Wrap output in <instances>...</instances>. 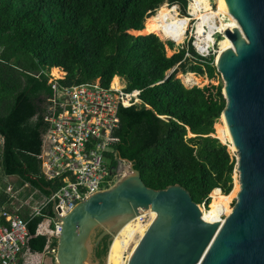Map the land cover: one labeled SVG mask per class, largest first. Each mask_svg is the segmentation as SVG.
Masks as SVG:
<instances>
[{
  "label": "trees",
  "instance_id": "obj_1",
  "mask_svg": "<svg viewBox=\"0 0 264 264\" xmlns=\"http://www.w3.org/2000/svg\"><path fill=\"white\" fill-rule=\"evenodd\" d=\"M165 3L179 5L186 14L187 0H0L4 176L18 177L20 187L29 185V191L46 198L47 189L56 191L62 185L58 179L44 178L38 158L49 127L44 116L53 94L50 70L66 74L57 82L61 89L96 79L108 87L120 77L126 91H140L142 103L118 112L111 167L115 169L119 159L131 161L146 187L162 191L181 186L194 203L209 204L203 211L206 220H221L218 204H210V199H220L226 207L239 187L233 188L235 157L211 136L226 104L223 85L187 88L176 78L177 73H191L212 80L219 73L214 58L191 62L178 47L167 54L166 48L173 49L174 43L160 40L153 24L145 22ZM189 48L195 53L190 43ZM169 71L173 72L168 76ZM116 82L114 78L113 85ZM5 188L0 191V207L9 198ZM22 217L31 236L29 250L44 252L47 236L37 235L43 217L31 218L28 211ZM106 239L102 249L95 248L100 260L108 253Z\"/></svg>",
  "mask_w": 264,
  "mask_h": 264
},
{
  "label": "water",
  "instance_id": "obj_2",
  "mask_svg": "<svg viewBox=\"0 0 264 264\" xmlns=\"http://www.w3.org/2000/svg\"><path fill=\"white\" fill-rule=\"evenodd\" d=\"M224 3L239 24L222 30L233 46L222 40L215 61L239 185L231 212L223 221L207 222L188 191L178 185L151 190L133 162L119 159L124 173L112 186L63 217L52 202L51 213L62 222L54 263L102 264L95 248L107 237V264L114 238L149 209L155 217L134 241L127 264H264V0Z\"/></svg>",
  "mask_w": 264,
  "mask_h": 264
},
{
  "label": "built area",
  "instance_id": "obj_3",
  "mask_svg": "<svg viewBox=\"0 0 264 264\" xmlns=\"http://www.w3.org/2000/svg\"><path fill=\"white\" fill-rule=\"evenodd\" d=\"M187 1L186 14L179 11L181 10L179 5H172L171 8L176 9L180 17L189 19L184 39L179 44L166 40L184 49V58L191 62L203 63L214 58L215 64L220 52V39L217 35L222 36V32L213 33V42L203 36L208 33L207 26L206 30L199 34L197 24L200 20L195 19L192 9L195 0ZM165 6L168 7L169 4ZM173 27L175 26L168 24V28ZM189 43L195 53L190 50ZM60 80L52 78L48 81L53 94L48 115L44 119L49 127L44 134L38 158L44 178L47 181L58 179L62 185L56 191H52L45 201L32 208L31 212V218L42 216L43 221L48 222L46 235L49 242L44 253L50 255L52 259L56 257L57 238L62 232V222L52 214L44 215L43 211L54 201L56 202L54 211L59 217H63L79 202L115 183L121 176L120 165L113 169L107 155L111 154V147L117 142L113 133L119 125L118 112L120 109L142 103L139 90L126 91L124 85H113L112 81L108 87H103L100 80L96 79L61 89L57 83ZM188 85L187 88L196 86ZM11 191L10 188L8 192ZM231 204L232 202L230 207ZM24 205L26 203L20 207ZM198 206L202 213L207 207L204 203ZM19 212V208L14 210L8 207L0 208V264H20V258L28 248L31 237L28 222ZM152 214L155 213L149 209L143 210L133 221L144 225L145 230L155 217ZM221 218L224 219L225 216Z\"/></svg>",
  "mask_w": 264,
  "mask_h": 264
},
{
  "label": "bare ground",
  "instance_id": "obj_4",
  "mask_svg": "<svg viewBox=\"0 0 264 264\" xmlns=\"http://www.w3.org/2000/svg\"><path fill=\"white\" fill-rule=\"evenodd\" d=\"M218 1H219L220 9L216 11L212 9L208 0H195V3L192 6L194 9L193 14L195 16V19L200 20L199 23L197 24L198 33L202 34L208 27V33L203 34V36H205V38H207L208 40L212 42L214 41L213 33L218 32V31L222 32L223 29H226L231 26L232 27L239 26L236 20L229 14L227 7L224 3V0H218ZM202 9H204V11ZM221 15L226 18H229L230 22L229 21H228L229 23L225 22L223 18L221 17ZM153 19H154L153 22L156 23L154 29L157 32V36H162V38L169 39L176 44H179L182 41V39H184V33L189 23V19L187 17H180L176 9L171 10L170 7L163 6L162 8H159L157 10ZM168 24L174 25L175 27L168 28ZM224 39H227L230 42L231 46H233L231 40L224 33H222L219 43ZM219 51H220V47H219ZM53 77H57V76L53 75ZM180 78L182 77L180 76ZM184 80H185V83L190 84V85L198 84V80L193 74L185 75ZM221 123L224 125L225 131L227 134L226 137L228 138V141L231 144L230 136L228 134V129H227V126H226V123L223 117H221ZM238 191H239V187H238ZM202 216H203V219L206 220L204 218L203 213H202ZM206 221L210 222L208 220ZM217 221H222V219L217 220ZM217 221H214V222H217ZM143 231H144V226L139 228L138 224H136V221H132L126 224L123 227V229H121L119 234L114 238L111 244V247L109 250V253L110 252L111 253L108 255V264H121L123 261L124 253L126 252V249H127V242H128L129 235L133 232L136 233L135 239H133L135 241L136 238ZM134 241L132 242V245ZM132 245L129 248V253L132 248ZM128 259H129V255H128Z\"/></svg>",
  "mask_w": 264,
  "mask_h": 264
},
{
  "label": "crops",
  "instance_id": "obj_5",
  "mask_svg": "<svg viewBox=\"0 0 264 264\" xmlns=\"http://www.w3.org/2000/svg\"><path fill=\"white\" fill-rule=\"evenodd\" d=\"M167 49H169V48L167 47ZM63 75H64V77L66 76L65 73H63ZM64 77H63V79H64ZM114 78L117 79L116 84H118L119 81L124 83V80L122 78H120V77H114ZM205 78H206V76H205ZM122 85H124V84H122ZM50 98L47 99L48 107H49V103H50ZM48 107H47V113H46V115L44 117H46L48 115ZM46 131H47V129L45 130V133H46ZM44 134L42 135L41 148H42V145H43ZM113 136H114V133H113ZM3 147H4V137L0 134V164H1V161H2V149H3ZM107 158L111 161V159L109 157V154L107 155ZM118 164H119V161H118ZM5 187H7V189ZM4 188L6 189V191L4 190V192L9 195V198H8V201L6 202V204L1 206L0 208L8 207L10 210H14L16 208H19V210H20L19 213H20L21 216H23L24 214L26 215V212L28 211V216L31 217L32 208H34L38 204L36 202V200L40 199V201H39V203H40V202L45 201V199H47L49 197V196L47 198L46 197H41V196L37 195L38 193L29 191L28 190L29 189V185H26L25 187H20L19 186V178L16 177V176H4L2 174V172H1V165H0V191L2 189H4ZM10 188L12 189V191L9 193L8 190ZM23 203H26V205H24V207H20ZM49 206H50V213L47 212V208H48V206H47V208L43 211L44 215L52 214L51 213V205H49ZM43 219H44V217H43ZM48 226L49 225H48L47 221H45V220L42 221V223L38 227L37 235H46ZM48 242L49 241L47 240V244H48ZM46 247H47V245H46ZM46 247H45V249H46ZM44 252H45V250H44ZM44 252H42V253H33V252H31L29 250V248H26L24 250V256L22 258H20V262L19 263L20 264H53L54 262H53L52 257L50 255L49 256L46 255Z\"/></svg>",
  "mask_w": 264,
  "mask_h": 264
},
{
  "label": "rangeland",
  "instance_id": "obj_6",
  "mask_svg": "<svg viewBox=\"0 0 264 264\" xmlns=\"http://www.w3.org/2000/svg\"><path fill=\"white\" fill-rule=\"evenodd\" d=\"M208 2L210 3V6L212 7V9H214L215 11L220 9V7H219V1H218V0H208ZM165 5H168V3H165ZM165 5H163V6H165ZM163 6H162V7H163ZM168 7L172 8L173 6L169 5ZM192 9H193V7H192ZM193 10H194V9H193ZM179 11L181 12V10H179ZM181 13H182V12H181ZM153 17H154V16H152V17H150V18H147V19L145 20V22H146V23H152V24H153V29H154L156 23L153 22V20H154ZM221 17L223 18V20H224L225 22H227V23L230 22L229 18H226V17H224V16H222V15H221ZM224 18H225V19H224ZM228 21H229V22H228ZM154 31H155V29H154ZM155 33H156V36H157V32H156V31H155ZM130 34H132V35H134V36L139 35V34H135V33H133V32H130ZM154 35H155V34H154ZM157 37H158L160 40L167 41L165 38H162V36H157ZM217 37H219V39H220V38H221V35H217ZM176 49H177V46H176V45H174V48H173V49H167V48H166V50H167V54H168V55H172V53H173ZM53 71H54V70L51 71L50 76H53V74H52ZM171 73H172V71H169L167 75L169 76ZM193 75H195V74H193ZM180 76H181L182 78H180ZM63 77H64V76H63ZM63 77H62V78H63ZM195 77H196L197 80H198V84H197L196 86H199V87H202V86L207 85V84L215 85V86H218L219 84L224 85V82H223L222 77L220 76V74L217 75V76H216L214 79H212V80H207V79L205 78V76H197V75H195ZM53 78H58V79H60V78H61V73H59V71H58V75H57V77H53ZM176 78L179 79V80L181 79V80H180L181 83H182L183 85H185L186 87H189V85H188L187 83H185L184 75H182V74H180V73H177V74H176ZM112 84H113V80H112ZM118 84H124V85H125V82L123 83V82L119 81ZM213 136L216 137V138H218V139L221 140L222 142L228 144V145H229V147L227 148V149H228V152H229L230 155L234 156L235 152H234V150L231 148L232 146L229 144L228 138L226 137L227 134H226V131H225L224 125H223L222 123H220V120L214 125V135H213ZM119 168H120V170H121V175H122V174L124 173V167L120 165ZM235 187H238V182H237V177L233 174V188H235ZM218 192L220 193V191H218ZM220 194H221V193H220ZM221 195H222V194H221ZM223 196H224V195H223ZM235 197H236V196H235ZM39 201H40V199L36 200L37 203H39ZM36 202H35V203H36ZM211 202H212V203H217V204H218V207H219L218 215H220L221 212H222L221 217H223V216H227L228 213L230 212V210H231V208H232V206H233V203H234V199H233V201H232L231 207H230V203H231V201L229 202V204H228L226 207H223V205H222V202H223V201L220 200V199H212V200L210 199V204H211ZM208 207H209V204L207 205L206 209H207ZM153 216H155V214H154ZM221 219H223V218H221ZM138 226H139V228H140V227H142V226H144V225H139V224H138ZM133 233H134V232H133ZM133 233H131V234L129 235V237H128L127 246L129 245L131 239H135L136 233H134V234H133ZM133 241H134V240H133ZM130 247H131V245L127 247L126 252L124 253L123 261H122L121 264H127V261H128V255H129V248H130ZM110 253H111V252H110ZM110 253H109V254H110ZM106 261H107V260H106V258H105L104 261H102V264H106ZM125 262H126V263H125ZM107 264H108V263H107Z\"/></svg>",
  "mask_w": 264,
  "mask_h": 264
},
{
  "label": "clouds",
  "instance_id": "obj_7",
  "mask_svg": "<svg viewBox=\"0 0 264 264\" xmlns=\"http://www.w3.org/2000/svg\"><path fill=\"white\" fill-rule=\"evenodd\" d=\"M164 5H165V4H164ZM159 8H162V7H159ZM159 8H158V9H159ZM158 9H157V10H158ZM157 10H156V11H157ZM156 11H155V13H156ZM52 70H56V71L62 72V71L59 70V69H52ZM52 70H50V71H49V74H48V75H49V80H51V79L53 78V76H50V73H51ZM62 73H63V72H62ZM56 79H58V78H56ZM61 80H63V78H62ZM61 80H60V81H61Z\"/></svg>",
  "mask_w": 264,
  "mask_h": 264
},
{
  "label": "flooded vegetation",
  "instance_id": "obj_8",
  "mask_svg": "<svg viewBox=\"0 0 264 264\" xmlns=\"http://www.w3.org/2000/svg\"><path fill=\"white\" fill-rule=\"evenodd\" d=\"M98 232H99V231H98ZM98 232H97V233H98ZM106 243H107V239H106ZM98 247H99L100 249H102V248L104 247V244H102V242H100V244L96 247V249H97ZM96 249H95V251H96ZM95 254H96V253H95ZM101 258H102L101 260L103 261L104 258H105V256H102Z\"/></svg>",
  "mask_w": 264,
  "mask_h": 264
}]
</instances>
